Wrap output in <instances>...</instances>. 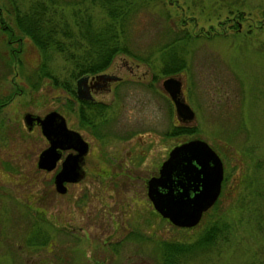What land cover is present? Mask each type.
Returning a JSON list of instances; mask_svg holds the SVG:
<instances>
[{
  "label": "rangeland",
  "instance_id": "374dc122",
  "mask_svg": "<svg viewBox=\"0 0 264 264\" xmlns=\"http://www.w3.org/2000/svg\"><path fill=\"white\" fill-rule=\"evenodd\" d=\"M15 1L24 8L33 0ZM66 1L53 5L67 18L74 7L94 26L106 18L97 0ZM9 5L0 0V91L12 93L0 107V264H166L165 242H193L213 226L214 242L186 252L182 264H264V0H137L129 39L142 59L119 52L102 70L120 80L109 83L117 87L114 96L93 95L106 106L95 132L80 122L78 99L37 76L43 63L61 79L70 62L53 50L43 53L26 35L8 42L2 25L14 28ZM166 24L188 35L175 45L182 67L161 73L159 52H148L168 39ZM167 77L178 80L191 118L175 112ZM48 109L90 144L78 183L50 200L45 173L34 165L44 139L21 125L24 110ZM173 123L194 129L169 134ZM192 137L209 143L223 171L217 200L195 225L182 227L152 208L144 183L172 145ZM37 195H44L35 203L46 206L44 219L22 203Z\"/></svg>",
  "mask_w": 264,
  "mask_h": 264
},
{
  "label": "trees",
  "instance_id": "16d2710c",
  "mask_svg": "<svg viewBox=\"0 0 264 264\" xmlns=\"http://www.w3.org/2000/svg\"><path fill=\"white\" fill-rule=\"evenodd\" d=\"M9 1L8 13L14 28L4 22L2 29L10 40L16 39L20 42V36L26 35L43 53L53 50L68 60L71 65L65 77L58 79L51 76L47 69L43 68V63L40 65L42 72L40 71L37 76L51 77L53 84L63 87L69 94H74L73 79L83 74H93L104 70L115 54L122 52L134 57L140 54L129 39L131 21L138 7L137 0H97L106 15L99 26H94L88 16L84 18L83 11L79 7L71 9L69 18L63 16L61 11L55 9L53 5L55 0H33L24 8H20L15 0ZM90 1L93 3L95 0ZM63 2L68 1L63 0ZM70 2L79 4L80 0ZM2 20L0 19V22ZM166 26V31L169 32L168 39L152 44L148 52L151 53L153 50L159 52L162 61L161 73L174 72L182 67L175 53V45L179 38L182 39L188 35L182 29H175L169 24ZM78 101L80 122L84 127L92 128L95 132L96 127L106 119L102 115L105 104L87 100ZM98 116L101 119L97 121ZM172 126L169 134L191 132L194 129L184 124L173 123ZM218 231L219 228L213 226L209 227L196 241L165 242L162 256L166 264H179V262L182 264V261L186 260L184 256L186 252L190 255V252L196 248L214 242V239L218 237Z\"/></svg>",
  "mask_w": 264,
  "mask_h": 264
},
{
  "label": "water",
  "instance_id": "95a60500",
  "mask_svg": "<svg viewBox=\"0 0 264 264\" xmlns=\"http://www.w3.org/2000/svg\"><path fill=\"white\" fill-rule=\"evenodd\" d=\"M94 77L119 79L118 75L107 72L97 73ZM87 79V74L75 79V91L79 98L90 97L89 94L83 95L84 88L88 87ZM178 84V80L173 77H167L163 81L177 115L191 118L192 109L178 97ZM33 118L39 122L42 134L49 141V145L38 154L37 166L52 168L59 157L56 148L75 149V152L64 156L54 175L55 188L63 191L62 181H74L82 176L79 163L87 149V142L77 130L66 126L63 115L56 110ZM24 119L30 121L29 113L24 114ZM222 171L221 159L207 141L199 137L188 138L172 145L159 163L157 173L146 179V196L161 217L173 225L190 227L198 222L201 214L217 198Z\"/></svg>",
  "mask_w": 264,
  "mask_h": 264
},
{
  "label": "flooded vegetation",
  "instance_id": "af4514ba",
  "mask_svg": "<svg viewBox=\"0 0 264 264\" xmlns=\"http://www.w3.org/2000/svg\"><path fill=\"white\" fill-rule=\"evenodd\" d=\"M233 16H234V14H233ZM236 24H237V26L239 27V25H240V23H239V21H237L236 22ZM210 29H211V31L213 30V28L212 27H210ZM11 40L9 39L8 40V42H10ZM100 72H106V71H99V72H97V73H100ZM97 73H93V74H88V79H87V81H86V83H87V85H88V87H85L84 88V91H83V95H88L89 94V96L90 97H88V98H85V97H82V98H79V97H77V95H76V91H75V87H74V94L72 95V94H69V93H67L69 96H72V97H75L76 99H78V100H87V101H92V102H99V103H104L101 99H97V100H95L94 99V97H93V95H95L96 93H99V92H101V91H108V90H111L112 91V95L114 96L115 94H117V90H116V88L117 87H110L109 86V83L111 82V81H118V80H120V78L119 79H116V80H110V79H101V78H95L94 77V75L95 74H97ZM81 88H83V87H81ZM20 87H14V90H13V92H15V93H19L20 92ZM67 91V90H66ZM68 92V91H67ZM11 93V92H10ZM12 94V93H11ZM11 94L9 95H7L6 97H5V94L3 93V92H1L0 91V107H2L5 103H6V101L9 99V97L11 96ZM69 99V98H68ZM50 110H54V109H48V110H46V111H44L43 113H33V112H31V111H28V110H24L23 112H22V116H21V118H22V127H25L26 129H27V131H29V132H31L33 129H35L36 130V132L37 131H39L40 132V135L42 136V138L44 139V145L40 148V149H38L37 151H36V154H35V159H34V165H35V167H36V170H38V171H40V172H44L45 174H44V178H46V189H45V191H44V195L46 194V199H48V200H50V199H52V197H53V195L55 194V193H65L66 191H67V189H68V185H70V184H77L78 183V181H79V179L82 177H80L79 179H76V180H74V181H67V180H64V181H62V184H63V188H64V190L63 191H59V190H57L56 188H55V184H54V175H55V173L58 171V169L60 168V166H61V161H62V159L64 158V156L67 154V153H70V152H75V149H73V148H69V147H67V148H56V150L58 151V153H59V157L55 160V164H54V166L52 167V168H50V169H45V168H42V167H39V166H37V159H38V154H39V152L43 149V148H45L46 146H48L49 145V141H48V139L42 134V132H41V129H40V124H39V122L36 120V119H34L33 118V116H36V115H38V116H43L46 112H48V111H50ZM57 111V110H56ZM59 112V111H58ZM25 113H29V117H30V121H25V119H24V114ZM60 113V112H59ZM62 114V113H61ZM63 115V114H62ZM63 117H64V120H65V124H66V126L68 127V128H72V129H75V130H77L79 133H80V135H81V137L87 142V149H86V151L84 152V154L82 155V158H81V161H80V163H79V165H80V168L82 169V175L84 174V166H85V163H86V157H87V154H88V152H89V146H90V144H89V140H87V139H85L84 137H83V134L78 130V129H76V128H74V127H71L69 124H68V122H67V119H66V117L63 115ZM0 123H1V121H0ZM2 123L0 124V137H3V135H1V133H3V131H2ZM7 130V129H6ZM5 130V131H6ZM5 131H4V133H5ZM160 163V162H159ZM7 165H9V164H7ZM158 166H159V164H158ZM158 166H157V168H156V171L154 172V173H152V174H150V175H153V174H156L157 173V169H158ZM149 175V176H150ZM148 176V177H149ZM145 181H146V179H145ZM0 184H1V182H0ZM144 187H145V194H146V184L144 183ZM0 188H1V186H0ZM44 195H37V197L35 198V201H32V204H30V203H28V202H22L23 203V205L26 207V209L27 210H32V214L33 215H35V216H37L38 218H42V219H44L45 218V216H44V213H45V205L43 206V205H35V203H38V202H41L42 200H41V198L44 196ZM39 196V197H38ZM147 197V196H146ZM148 199V198H147ZM148 201H149V199H148ZM150 202V201H149ZM16 204H18L17 202H16ZM43 204V203H42ZM151 205V204H150ZM27 213H29V212H27ZM31 214V213H30ZM31 214V215H32ZM164 219H166V218H164Z\"/></svg>",
  "mask_w": 264,
  "mask_h": 264
}]
</instances>
